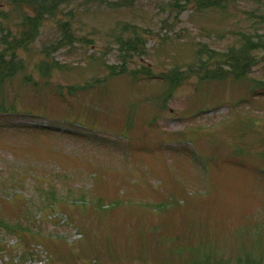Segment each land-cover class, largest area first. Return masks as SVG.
I'll use <instances>...</instances> for the list:
<instances>
[{"label": "rangeland", "instance_id": "374dc122", "mask_svg": "<svg viewBox=\"0 0 264 264\" xmlns=\"http://www.w3.org/2000/svg\"><path fill=\"white\" fill-rule=\"evenodd\" d=\"M201 1L78 0L18 49L24 71L0 83V220L15 226L0 264H264V56L240 79L198 69L263 36L264 0ZM24 11L0 0V51ZM131 26L142 43L125 54Z\"/></svg>", "mask_w": 264, "mask_h": 264}, {"label": "trees", "instance_id": "16d2710c", "mask_svg": "<svg viewBox=\"0 0 264 264\" xmlns=\"http://www.w3.org/2000/svg\"><path fill=\"white\" fill-rule=\"evenodd\" d=\"M72 0H14L19 6L26 5L32 11V15L25 14L21 22L22 32L10 40V44H6V48L0 52V83L3 81L14 77L17 73L24 71V62L17 57L18 49H27L28 46L35 40L38 34L39 26L46 17L54 18L59 12V8L63 3L70 2ZM74 2L78 0H73ZM215 0H204L198 2V9H205L212 7L216 4ZM71 13V12H70ZM64 39L60 40L54 47L61 46L63 44H70L69 30H67L68 23H63ZM242 44L240 50L231 49L223 57H221V64L216 65L215 70H212L207 66L205 62H202L198 69H205V73L209 75L210 78H224L227 74H232L233 78L240 79L244 78L250 69L255 65L253 62V57L251 53L262 51L264 54V37H259L258 35L250 37L245 34H241L239 40ZM127 52L136 51V46L134 43L123 44ZM237 50V51H236ZM207 59L214 60L216 57L213 56V52H206ZM207 67V68H206ZM226 68L229 71H226ZM109 70H113V67H109ZM168 77L172 78V83H174L178 77L173 75H178L176 72ZM28 80V78H26ZM170 84V83H169ZM4 227H8L6 224H2Z\"/></svg>", "mask_w": 264, "mask_h": 264}]
</instances>
